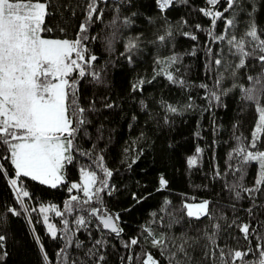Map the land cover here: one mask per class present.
<instances>
[{
  "label": "trees",
  "instance_id": "obj_1",
  "mask_svg": "<svg viewBox=\"0 0 264 264\" xmlns=\"http://www.w3.org/2000/svg\"><path fill=\"white\" fill-rule=\"evenodd\" d=\"M204 6V0H188L187 4L178 0L174 7L161 15L155 0H98L102 16L94 18L89 25L88 36L97 39L89 40L88 51L98 57L94 69L102 70L104 83L96 84L88 77L79 84L81 106L85 101L94 100L96 103L95 110L89 115L91 139L80 138L77 143L82 150H90L95 144L96 152H103L107 167L113 171L110 188L101 193L102 206L109 213L119 214L123 232L117 236L108 230H101L96 227V218H90L86 228L75 232L74 240L82 242V245L77 248L74 243L69 247V264L73 260L95 264V260H87L85 253L100 238L106 241L101 250L105 257L103 264H127L130 252L134 257L132 264H137L135 255L141 249L153 252L161 264H168L166 256H161L157 249L144 243L142 226L149 223L157 234L165 233L177 238L184 236L195 241L189 253L192 264L218 261V250L214 257L203 255L206 243L203 235L214 223L222 226L217 243L221 247L226 246L225 251L248 247L238 229L226 228L233 220L237 223L253 222L256 228L253 248L256 234L264 235V228L255 223L256 220L264 222V215L261 214L264 209L256 208L253 216H249L247 209L255 207L249 197L241 192V199H236L235 191L225 187H251L254 182H250L249 177L254 164H257L256 178L259 174L258 161L247 163L241 171V163L233 154V149L239 144L238 137L245 145L251 143L258 114L255 101L245 97V89L253 87L247 77L261 76L264 67L252 60L232 76L231 69L226 66L217 68L212 63L214 57L209 55V47L216 57H223L229 64L236 60L227 51L226 41H210L207 35L210 21L198 11ZM86 8L87 0H51V15L46 23L52 31L43 35L75 39L79 24L84 22ZM225 15L235 17V26L230 34L243 35L251 22L256 24L258 31L264 30V0H240L237 10H230ZM116 17L119 19L113 25ZM125 18L131 23L124 25L122 21ZM197 24L203 30H198ZM223 28V21H218L215 32L221 34ZM166 30L172 33L171 36L164 42L158 41L157 37L164 35ZM184 33H191L197 39L193 40ZM130 39H135L138 44L131 53V62L121 55ZM171 56H177L179 60L168 70L184 81L183 86L158 74L165 65L157 61H166ZM218 73H223L220 85L216 84ZM140 80L145 81L141 90L133 91L132 85ZM201 85H207V88ZM209 91L220 95V100L210 99ZM258 98L264 104V92L258 93ZM105 99L115 106L104 107ZM167 105L177 108V112H169ZM97 129H102V133H98ZM99 135L103 138L98 139ZM198 148L201 149L199 153ZM257 150L264 151V137L257 143ZM4 155L7 153L0 145V156ZM189 157L197 158L195 166L189 167ZM91 159L76 154L75 162L66 167L67 181H77L79 168L87 166ZM133 159L136 163L131 164ZM0 163L4 164L8 173L0 175V235L7 237L5 249L8 253L2 264H62L57 253L64 247V240L59 235L55 240L50 238L42 214L31 209H38L41 204H55L63 211V203L69 197L67 188L61 185L53 189L22 177V184L31 193V199L26 200L29 207L26 213L19 207L16 194L7 183L12 166L3 159ZM161 174L168 180V185L164 190L157 191ZM74 194L82 197V193ZM201 199L211 202L214 219L188 218L182 210L187 200ZM165 200L171 203L165 205ZM255 203L264 205V196L257 194ZM91 206L101 205L93 203ZM9 207H16L21 214L11 215L7 211ZM78 215L86 216L87 213L74 212L67 218L74 221ZM51 216L58 229L62 228L61 218L54 213ZM71 227L75 231L74 223ZM33 229L41 238L47 261L33 239ZM132 237H141L140 244L126 249L123 245ZM257 258L258 253L254 252L245 260L255 262ZM237 264L240 262L237 261Z\"/></svg>",
  "mask_w": 264,
  "mask_h": 264
},
{
  "label": "snow or ice",
  "instance_id": "obj_2",
  "mask_svg": "<svg viewBox=\"0 0 264 264\" xmlns=\"http://www.w3.org/2000/svg\"><path fill=\"white\" fill-rule=\"evenodd\" d=\"M155 2L160 14L164 15L178 0H155ZM179 2L187 4L188 0H179ZM204 2L205 6L200 7L198 11L210 21L207 33L210 41L212 43L226 41L227 51L236 60L235 63L229 64L223 57H216L213 49L209 47L208 53L214 57L212 63L217 68L226 66L227 69H231L232 76L247 67L252 60L264 67V30L258 31L256 24L251 22L243 35L230 34V30L235 26V17L230 18L225 13L230 10L235 12L240 0H204ZM50 6L51 0H0V145L7 153L0 156V159L9 162L12 166V174L7 183L14 190L19 207L26 213L29 212L26 200L31 199V193L22 184V177L30 178L53 189L61 185L67 188L69 197L63 203V211L55 204H41L38 209L32 208L31 211H39L42 214L50 238L55 240L59 235L64 240V247L59 249L57 256L62 264H69L67 255L69 247L74 243L77 248L82 245V242L74 240L75 232L86 228L90 218H96L97 228L108 230L117 236L123 232V229L119 226V214L109 213L102 206L101 193L110 188L109 180L113 176V171L105 163L103 152L97 153L95 144L90 150H82L77 143L80 138L91 139L89 128L92 127V122L89 115L95 110L96 103L94 100L85 101L84 106H81L79 84L88 77L96 84L104 83L102 70L94 69L98 57L88 51L89 40L97 39L88 36L89 25L94 18H101L102 12L98 8V0H87L85 19L79 24L75 39L45 38L43 33L52 31L46 23L51 15ZM118 19L119 17L114 18L113 25ZM218 21H223L224 24L221 34L215 32ZM122 23L128 25L131 21L125 18ZM196 28L203 30L200 24H197ZM171 34L166 30L165 34L158 36L157 39L164 42ZM184 35L190 36L193 40L197 39L191 33ZM137 47L136 40L130 39L125 45V52L121 55H125L131 62L133 59L131 53ZM178 60L179 57L171 56L166 61H157L158 64L165 65L158 74H163L170 82L183 86L184 81L168 70V67ZM247 79L253 83V87L245 89V97L255 101L258 119L251 133L250 145H245L238 137L239 144L233 149V154L241 163V171L247 163L258 161L259 174L251 187L240 185H225V187L235 191L236 199H241V192L249 197L255 207L248 208L247 213L253 216L256 208L264 209V205L255 203L257 194L264 196V151L257 150V143L264 137V104H261L258 98V93L264 92V73L258 77L248 76ZM222 80L223 73H218L216 84L220 85ZM144 83V80H140L133 84V91H140ZM201 87L207 88V85ZM208 95L210 99L220 100V95L215 91H209ZM114 106V103H109L105 99L104 107ZM167 110L172 113L177 112V108L171 105H167ZM97 132L102 133V129H97ZM102 138V135L98 136V139ZM200 151L201 149L198 148L197 153ZM76 154L92 159L87 166L81 165L79 168V179L69 183L65 170L68 165L75 162ZM136 159H133L131 164L136 163ZM187 163L189 167H193L197 164V158L189 157ZM0 175H8L2 163H0ZM158 184L157 191L167 187L168 180L164 175L159 176ZM74 193H82L83 198ZM133 198L139 202L135 194ZM93 203L101 206L93 207L91 206ZM170 203L164 201L165 205ZM210 203L206 199L198 203L185 202L182 210L188 218L214 219ZM7 211L11 215L21 214L16 207H9ZM74 212H86L87 215H78L74 221H70L67 217ZM49 213L61 218L62 228L58 229L56 224L50 222ZM261 214L264 215V212ZM153 215L155 216V213ZM73 223L76 226L75 231L71 227ZM255 223L264 228V222L256 220ZM221 227L220 223H214L203 235L206 241L203 245V255L211 258L216 256L217 250L219 251L218 261H213V264H237V261L240 264H264V235L256 234L255 248H253V234L256 233L253 222L237 223L233 220L231 224L226 225V228L238 229L243 239L248 242L245 250L229 248L225 251L226 246L221 247L217 243ZM142 229L144 243L152 249H157L161 256H166L168 264H192L189 253L195 241L184 236L177 238L167 236L165 233L157 234L151 223L142 226ZM33 233V239L47 261V253L44 251L41 238L35 234V229ZM6 240L5 235H0V264L8 255L5 249ZM140 240L141 237H132L123 246L131 249L133 246H138ZM105 244L103 238L96 239L85 253L87 260H95V264H103L105 257L101 250ZM254 252L258 253L255 262L245 260V257ZM133 259L130 252L127 256V264H132ZM135 260L137 264H161L156 255L146 249H141V252L135 255ZM71 264H85V262L73 260Z\"/></svg>",
  "mask_w": 264,
  "mask_h": 264
},
{
  "label": "rangeland",
  "instance_id": "obj_3",
  "mask_svg": "<svg viewBox=\"0 0 264 264\" xmlns=\"http://www.w3.org/2000/svg\"><path fill=\"white\" fill-rule=\"evenodd\" d=\"M45 38H54V37H45ZM54 39H63V38H54ZM74 75V77H75V74H73ZM256 165L257 164H254V166L252 167V169H251V171H250V177H249V179H250V182H254L255 181V179H256ZM202 200H205V199H201V200H187L186 202H188V203H198V202H200V201H202ZM206 200H208V199H206ZM45 205H50V204H45ZM49 218H50V222H52V223H54L53 221H52V216H51V213H49ZM55 224V223H54ZM57 228H58V226H57Z\"/></svg>",
  "mask_w": 264,
  "mask_h": 264
},
{
  "label": "water",
  "instance_id": "obj_4",
  "mask_svg": "<svg viewBox=\"0 0 264 264\" xmlns=\"http://www.w3.org/2000/svg\"><path fill=\"white\" fill-rule=\"evenodd\" d=\"M119 226H120V223H119ZM121 227V226H120Z\"/></svg>",
  "mask_w": 264,
  "mask_h": 264
}]
</instances>
